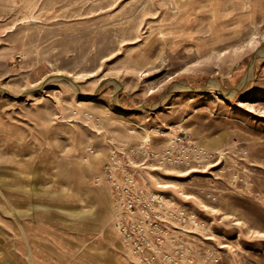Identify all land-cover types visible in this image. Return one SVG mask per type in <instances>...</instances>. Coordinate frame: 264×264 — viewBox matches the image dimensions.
I'll return each mask as SVG.
<instances>
[{"label":"rangeland","instance_id":"obj_1","mask_svg":"<svg viewBox=\"0 0 264 264\" xmlns=\"http://www.w3.org/2000/svg\"><path fill=\"white\" fill-rule=\"evenodd\" d=\"M178 132L210 160L146 181L198 223L146 264H264V0H0V264H140L96 178Z\"/></svg>","mask_w":264,"mask_h":264},{"label":"built area","instance_id":"obj_2","mask_svg":"<svg viewBox=\"0 0 264 264\" xmlns=\"http://www.w3.org/2000/svg\"><path fill=\"white\" fill-rule=\"evenodd\" d=\"M210 158L185 132L176 133L159 151L144 143L112 146L96 180L109 185L113 227L134 260L140 264L154 263V255L161 250L162 236L169 231L171 220L198 223L195 213L177 211L179 207L172 200L154 192L146 181V174L164 166L201 165ZM154 233L161 235L155 241Z\"/></svg>","mask_w":264,"mask_h":264},{"label":"bare ground","instance_id":"obj_3","mask_svg":"<svg viewBox=\"0 0 264 264\" xmlns=\"http://www.w3.org/2000/svg\"><path fill=\"white\" fill-rule=\"evenodd\" d=\"M153 92V90L152 91H150V93H152ZM87 98H90L89 96H87L86 98H82V99H87ZM125 112H127L128 110H124ZM144 141L145 142H147V141H149V136L147 135L146 137H145V139H144ZM77 216L76 217H79V216H81V214H76ZM117 234V233H116ZM122 244V243H121ZM120 243H115V247L116 248H122V245H121ZM32 258V257H31Z\"/></svg>","mask_w":264,"mask_h":264},{"label":"crops","instance_id":"obj_4","mask_svg":"<svg viewBox=\"0 0 264 264\" xmlns=\"http://www.w3.org/2000/svg\"><path fill=\"white\" fill-rule=\"evenodd\" d=\"M114 231V230H113ZM114 233H115V238H116V232L114 231Z\"/></svg>","mask_w":264,"mask_h":264}]
</instances>
